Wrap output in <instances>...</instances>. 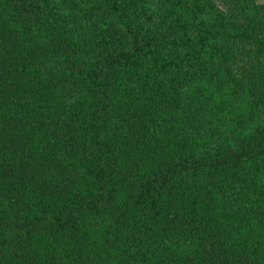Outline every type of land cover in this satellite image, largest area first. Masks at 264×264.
<instances>
[{
	"label": "trees",
	"instance_id": "obj_1",
	"mask_svg": "<svg viewBox=\"0 0 264 264\" xmlns=\"http://www.w3.org/2000/svg\"><path fill=\"white\" fill-rule=\"evenodd\" d=\"M223 2L0 0V264H264V4Z\"/></svg>",
	"mask_w": 264,
	"mask_h": 264
},
{
	"label": "rangeland",
	"instance_id": "obj_2",
	"mask_svg": "<svg viewBox=\"0 0 264 264\" xmlns=\"http://www.w3.org/2000/svg\"><path fill=\"white\" fill-rule=\"evenodd\" d=\"M217 4L224 12L229 13V10L225 7L223 0H210ZM256 4H264V0H252ZM249 50V46H244L241 51L246 54Z\"/></svg>",
	"mask_w": 264,
	"mask_h": 264
}]
</instances>
